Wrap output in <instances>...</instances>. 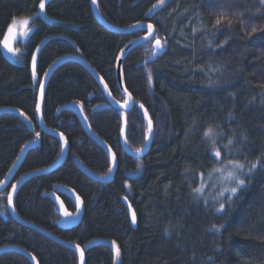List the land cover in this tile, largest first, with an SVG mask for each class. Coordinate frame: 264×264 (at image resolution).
I'll return each mask as SVG.
<instances>
[{"label":"trees","instance_id":"1","mask_svg":"<svg viewBox=\"0 0 264 264\" xmlns=\"http://www.w3.org/2000/svg\"><path fill=\"white\" fill-rule=\"evenodd\" d=\"M40 2L0 0V109L7 110L0 112V184L23 147L39 140L0 194V249L19 248L37 264H78L74 251L20 226L6 206L14 183L51 167L62 152L60 140L42 133L36 123L40 82L55 61L79 57L122 104L115 66L124 47L146 31L116 34L102 27L93 16L91 0H44L46 21L36 16ZM96 2L104 21L115 28L153 26L154 39L129 51L122 64L125 91L134 107L130 114L112 107L79 63L58 67L47 82L41 117L45 128L67 141V157L53 172L24 182L13 201L17 217L79 247L84 264H115L113 241L119 249L116 264H264V169L245 176V186L231 202L227 192L215 199L224 186L218 180L208 181L215 186L205 189L207 204L192 194V188L200 186L199 173L204 172L206 180L214 167L211 146L203 138L209 126L223 133L218 146L235 139L234 153L242 161L264 157V9L257 12L258 0H165L164 6L148 13L157 0ZM221 11L233 19L231 27H213ZM28 17H33V31L23 64L16 65L2 53V41L13 18ZM157 39L162 48L153 55ZM40 45L33 80L30 61ZM72 105L80 107L94 135L116 158L108 185L82 170L105 177L111 162L86 136L69 109ZM10 109L23 113L26 121ZM149 119L152 134L147 133ZM147 141L143 155H130L142 151ZM57 187L70 189L83 203L76 228L60 225L51 194L68 213H74L75 206ZM124 198L135 212L136 229ZM220 202L225 203L222 213L215 211ZM213 225L223 227L216 232ZM0 264L31 263L7 251L0 254Z\"/></svg>","mask_w":264,"mask_h":264},{"label":"water","instance_id":"2","mask_svg":"<svg viewBox=\"0 0 264 264\" xmlns=\"http://www.w3.org/2000/svg\"><path fill=\"white\" fill-rule=\"evenodd\" d=\"M91 5H92V13L93 16H95L96 20L98 21V23L102 26V27H106L108 30H110L111 32L114 33H119V34H127L128 32H135L138 30H145L146 34L144 37L139 38V40H135L132 41L130 43H128L127 46L124 47L123 51L120 53L119 57H118V61L117 64L115 66V70H116V81L118 83V89L120 90V92L123 94L124 97V102L122 104H124L125 102H128L129 107H121L122 104H118L116 103L113 99L112 96L110 94V92H108L106 85L104 84V82L101 80V78L99 77V75L97 73H95V71H93L91 69V67L88 65V63L84 60H82L79 57H64L63 59H59L57 61H55L52 66L45 72L46 74L42 77V80L40 82V84H42L43 86L40 85L39 91H38V100H37V110H36V123L38 128H40V130L42 131V133H45L47 135H50L52 137H56L60 140L61 142V149L62 152L60 154V156L57 158V161L55 164H53L51 167L47 168L44 171H37L33 174H28L25 175L23 178L19 179L16 183H14L13 187L11 188V190L9 191V196H11V206H9V196L7 199V210H8V214L9 216L16 221L20 226L26 228H31L33 230H35L36 232H40L42 235H44L47 238H50L52 241H54L55 243H57L58 245H62L63 247L72 250L76 253L77 258H78V264H84V258H83V262L81 261V249L79 247H76L73 244H68L64 241H62L61 239H58L56 237L51 236L50 234L45 233L43 230H41L40 228H36L33 227L31 224L29 223H25L24 221H22L19 217H17L14 206H13V201L15 198V194L17 193V191L20 189L21 186L24 185V182L35 178V176H39V175H46V173H50L53 172L54 170H56L59 166H61L66 157H67V153H68V149H67V141L62 138V136L60 134H58L57 132L48 130L47 128H45V125L43 124L42 121V117H41V112H42V104H43V98H44V91L46 89L47 86V82L49 81V79L51 78L53 72L60 67L63 63L65 62H77L79 63L84 69H86L91 76L93 77L94 81L98 83L101 91L104 93L107 103H109L112 107H114L115 109H117L118 111H121L125 114H130L132 108L134 107V102L131 99L129 101V94L127 93V91H125V87H124V81L122 78V64L124 61L125 56L128 54L129 51H131L133 48L144 44V43H148L150 41H152L155 37L154 35V29H153V35L149 37V32H148V28L147 25H139L137 27H131V28H127V30H123V29H119V28H115L113 26H111L110 24H108L106 21H104V19L102 18V16L99 13L98 10V5L97 2L95 4H93L92 0H91ZM145 37H149L148 39H145ZM156 45V41L153 43V46ZM160 51V50H159ZM156 52V54L159 53ZM39 109V110H38ZM69 109L74 113V115L77 117V119L79 120L81 126L83 127V130L86 134L87 137H90L99 147H102L103 150L106 152L108 158H110V162H111V171L108 172V174L105 177H98L95 176L92 172H88L87 170H85L84 168H82V170H84V172L86 173V175L89 178H92L93 180L99 182V183H103V184H110L112 182V177L115 173V166H116V158L115 160H113V153L112 151L109 149V147L106 146V144L98 137H96L94 135V133L92 132L90 126L87 124V121L84 117V115H82L81 113V109L79 106H69ZM7 110L4 109H0V112H6ZM15 113L16 115H18L20 118H23L24 121H26V119L23 117V115H21L19 112H17L16 110H9V112ZM148 123V120H147ZM126 128V124H125V120L123 119V134L122 136V142H123V146L125 147V135H124V130ZM39 143V140H35L32 143L27 144L26 146L23 147V149L21 150L22 152L20 153L18 159L16 160L15 165L13 166V168L11 169V171L9 172V175L5 178V180L0 184V194L10 185L11 180L13 178V176L15 175V172L18 170V168L21 166V164L23 163V159L25 157V155L29 152V150L34 149L35 146H37ZM148 148V141L145 144V147L142 151H140L139 153L137 152H133V153H129L130 155L134 156V157H140L141 155L144 154V152L146 151V149ZM127 151V150H126ZM57 192H61L64 195H66V197L70 198V200L72 201V203L75 206V212L74 213H70L69 215H65L64 213L67 212L64 204H62L61 200L59 199V197L56 196V194H51L50 198L53 204H55L56 208H57V214L59 215L60 218V225L65 227L66 229H70V228H76L79 226L81 219L83 217V203L81 202V200L79 199V210H77V195L75 193H73V191H71L70 189H66L63 187H57L56 188ZM123 201V205L126 207L127 212L129 213V219H130V223L132 225L133 229H136L137 223L133 224L132 223V213L133 210L131 208V210L129 209L130 203L129 201H127L125 198L122 199ZM68 213V212H67ZM135 213V212H134ZM113 247V246H112ZM79 249V250H77ZM7 251H11V252H18L19 254H21L22 256H24L26 258V260H29L31 264H37L36 260L33 259V257L26 253L25 251L19 249V248H11V247H5L3 249H0V254L1 253H5Z\"/></svg>","mask_w":264,"mask_h":264},{"label":"snow or ice","instance_id":"3","mask_svg":"<svg viewBox=\"0 0 264 264\" xmlns=\"http://www.w3.org/2000/svg\"><path fill=\"white\" fill-rule=\"evenodd\" d=\"M93 4L96 3V0H92ZM260 8L257 9V12H260L261 9H264V0H258ZM165 5V0H157L156 4L152 5V8L148 10V13L153 12L155 9L162 7ZM45 8V3L44 0H41L39 4V9L40 13L44 12ZM148 13H145V15H148ZM35 14V13H34ZM243 15V13H241ZM22 24L25 26V30L17 33L16 28L17 25ZM30 23V18L28 19H22V20H17L16 18H13L11 23L9 24L7 28V35L5 36L3 40V47L13 55H16L20 51L19 48H14L13 44L19 39V38H26L28 37L29 33L32 31L31 28L27 27ZM227 23L229 27L233 24V19L230 16H225L223 11L216 17L215 23L213 24L214 28L219 29V26ZM243 23V22H242ZM139 25H134L133 27H137ZM148 32H149V37L153 35V26L149 24L147 26ZM197 29H193V33ZM252 31L255 32L256 28L253 27ZM149 37H145V39H148ZM227 43V41H225ZM209 47H211V41L209 42ZM220 48H223L224 45L221 44L219 45ZM162 48V44L160 40H156V45H155V51L153 52V55L156 54L160 49ZM33 60V68L34 72L33 75L35 77V65H36V56L33 54L32 57ZM151 79V77L149 78ZM41 86H43L41 84ZM212 83L208 85V87H211ZM107 87V86H106ZM261 87H264L262 85ZM129 101L132 99L131 96H129ZM121 107H129L128 102H125L124 104L121 105ZM141 107H143L141 105ZM39 110V109H38ZM23 115V113H21ZM148 113L145 112V118H147ZM231 118V117H230ZM27 119V117H25ZM219 126H217L218 128ZM147 133L152 134L153 133V125L151 119L148 120V125H147ZM123 134V130H122ZM203 138L204 140L210 144L211 146V152L210 155L211 157H214L215 159L212 161L214 167L212 168L211 171L208 172V180H205V174L204 172H200V186L192 188V194H194L193 198L194 199H201L204 198L203 194L205 192L206 188L209 187H214V184H209L208 181L211 180H218L221 184H223L222 190L219 191L218 197L215 199L219 200L220 198H224V194L230 193L227 197L226 200L228 202H231L233 199V196H235L241 188L245 186V176H248L249 178L251 175L255 172L257 169H264V157H257L256 161L254 162H245L242 161L241 159L237 158L234 149L236 146V141L234 138H228L227 143L224 144L223 146H218L219 145V138H223V133H218L216 128H213L209 126L204 132H203ZM147 139V136H146ZM242 140H246L247 137L242 136ZM127 143V141H125ZM140 152V149H137V153ZM113 160H115V157H113ZM111 171V169H109ZM187 171V170H186ZM234 186H230L233 185ZM205 204H207V199L204 198ZM9 206H11V196H9ZM129 209L131 210V206H129ZM77 210H79V197H77ZM215 211L218 213H222L225 211V203L220 202L219 207L215 208ZM66 216L69 215V213L65 212L64 213ZM132 223H136V215L133 212L132 213ZM221 227L223 225L217 227L216 225H213L212 228L216 231L219 232ZM167 232V230H166ZM113 248L116 249V256L119 257V249L117 248L115 241L112 242ZM79 250V249H77ZM34 259V257H33ZM81 261L83 262V251H81Z\"/></svg>","mask_w":264,"mask_h":264},{"label":"rangeland","instance_id":"4","mask_svg":"<svg viewBox=\"0 0 264 264\" xmlns=\"http://www.w3.org/2000/svg\"><path fill=\"white\" fill-rule=\"evenodd\" d=\"M36 16H40V17H43L46 21H50L48 18H46L44 12L43 13H40V10H39V13L36 15ZM30 18V23L27 27L31 28L32 31H33V26H32V21H33V17H28ZM28 18H17V20H22V19H28ZM25 30V26L22 25V24H19L17 25V28H16V31L17 33L21 32V31H24ZM32 31L29 33L28 37L26 38H19L14 44H13V47L14 48H19L20 51L18 53H16V55H13L12 53L8 52L4 47H3V43H2V53L4 54V56L12 63L16 64V65H19V64H23V59H24V55L26 54V45L28 43V39H29V36L31 35ZM7 35V34H6ZM4 40V39H3ZM3 42V41H2ZM43 45V44H42ZM38 47L37 49H35L33 51V54L36 56V59H37V56H38V53L40 52V48L41 46ZM33 54H32V57H33ZM31 65H30V74L32 76V79L33 80H36V77H37V74L35 73V77L33 75V72H34V68H33V60L31 58V61H30ZM37 64V62H36ZM35 70H36V65H35ZM206 180H208V177L206 178ZM113 253H114V257H115V264L116 262L118 261V258L116 256V249L113 248Z\"/></svg>","mask_w":264,"mask_h":264},{"label":"bare ground","instance_id":"5","mask_svg":"<svg viewBox=\"0 0 264 264\" xmlns=\"http://www.w3.org/2000/svg\"><path fill=\"white\" fill-rule=\"evenodd\" d=\"M129 221H130V219H129ZM132 226V225H131Z\"/></svg>","mask_w":264,"mask_h":264}]
</instances>
